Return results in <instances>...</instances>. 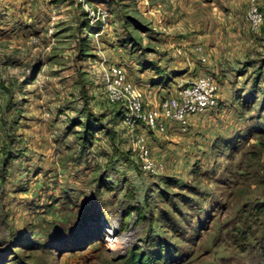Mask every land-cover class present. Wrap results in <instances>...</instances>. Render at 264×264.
I'll use <instances>...</instances> for the list:
<instances>
[{
    "label": "rangeland",
    "instance_id": "obj_1",
    "mask_svg": "<svg viewBox=\"0 0 264 264\" xmlns=\"http://www.w3.org/2000/svg\"><path fill=\"white\" fill-rule=\"evenodd\" d=\"M263 63L264 0H0V264H264Z\"/></svg>",
    "mask_w": 264,
    "mask_h": 264
},
{
    "label": "built area",
    "instance_id": "obj_2",
    "mask_svg": "<svg viewBox=\"0 0 264 264\" xmlns=\"http://www.w3.org/2000/svg\"><path fill=\"white\" fill-rule=\"evenodd\" d=\"M217 90V85L212 77H205V79L200 81L196 80L189 85L182 87L177 97H168L162 102L164 111H161L160 108H156L152 124L155 127L165 126L162 121L157 124V115L161 114V117L168 116L167 118L179 121L182 130H187L188 115L195 112H202L215 104L216 94L218 93ZM136 118L139 121L144 120L140 116ZM150 119L151 118L148 115L145 116V120L149 121Z\"/></svg>",
    "mask_w": 264,
    "mask_h": 264
},
{
    "label": "trees",
    "instance_id": "obj_3",
    "mask_svg": "<svg viewBox=\"0 0 264 264\" xmlns=\"http://www.w3.org/2000/svg\"><path fill=\"white\" fill-rule=\"evenodd\" d=\"M264 65V63H263ZM262 65V66H263ZM142 216V215H141ZM89 231V230H88ZM103 232L99 234V236L103 237ZM162 253H160L159 257H155L153 260H150V257L148 254L140 253L138 250L134 251V254L132 255V258L128 260V262L131 261V264H156V262L162 258Z\"/></svg>",
    "mask_w": 264,
    "mask_h": 264
},
{
    "label": "bare ground",
    "instance_id": "obj_4",
    "mask_svg": "<svg viewBox=\"0 0 264 264\" xmlns=\"http://www.w3.org/2000/svg\"><path fill=\"white\" fill-rule=\"evenodd\" d=\"M108 240H109L108 246H109V247H114V245H115V243H114V238L109 237Z\"/></svg>",
    "mask_w": 264,
    "mask_h": 264
}]
</instances>
